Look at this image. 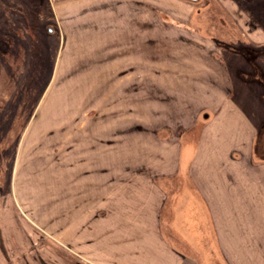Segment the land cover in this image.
Wrapping results in <instances>:
<instances>
[{"label": "rangeland", "instance_id": "1", "mask_svg": "<svg viewBox=\"0 0 264 264\" xmlns=\"http://www.w3.org/2000/svg\"><path fill=\"white\" fill-rule=\"evenodd\" d=\"M53 3L0 0V204L15 189L25 192L21 201H33L24 205L33 207L28 214L43 242L35 249L66 264H109L117 194L180 192L187 174H166L178 148L194 155L213 116L197 107L205 96L196 75L202 61L195 60V76L187 75L176 46L204 54L210 72L229 78L235 104L256 125L264 120V45L257 42L264 43V0H109V29L101 32L65 20L70 13L60 15ZM93 13L78 18L102 14ZM45 223L54 234L41 228ZM60 225L70 246L58 243Z\"/></svg>", "mask_w": 264, "mask_h": 264}, {"label": "crops", "instance_id": "2", "mask_svg": "<svg viewBox=\"0 0 264 264\" xmlns=\"http://www.w3.org/2000/svg\"><path fill=\"white\" fill-rule=\"evenodd\" d=\"M52 1L54 6L61 8L60 15L70 13L65 20L79 21L80 28L92 27L99 32L109 29V0ZM94 11L102 14L78 18L85 12L94 14ZM255 29L262 37L263 29ZM257 42L264 45L262 40ZM174 52L180 53V59L189 65V76H195L196 71L191 70L194 65H199L195 60L202 61L200 67L196 66L201 73L196 75L202 76L199 84L205 96L199 97L202 103L197 107H204L213 116L201 130L203 135L194 155L178 148L176 166L171 164L174 165L172 170V166L163 168L170 170L166 175L179 176V170L180 174H187L180 192L171 195L168 192L117 194L121 202L109 210L112 218L109 219V264H264V120L256 125L235 104L229 78L213 68L210 72V62L204 54L197 55L193 46H176ZM177 59L175 55L170 62ZM205 77L215 79L217 83H210ZM260 104L264 106V95ZM77 115L89 116L90 111L80 110ZM62 126L58 127L61 132L66 128V125ZM155 154L157 158L160 156L159 151ZM13 192L15 196L10 193L0 204V264H56L55 256L46 248L34 247L43 242L36 228L38 221L28 214L33 207L24 205L33 201L23 203L21 199L25 192L18 189ZM76 197L73 196V201L83 200L81 196ZM84 197L86 204L93 200ZM74 207L68 211L75 213ZM77 209L79 213L87 212L78 207V203ZM166 211L170 214L168 218ZM97 216L98 213L94 214ZM58 218L63 217L60 214ZM47 224H42L41 228L54 234ZM163 226L171 229L172 237L165 236ZM127 228L129 235L125 232ZM60 231L61 225L56 228L58 243L67 246ZM85 243L89 245L91 240ZM75 244L79 246L80 242ZM173 245L184 246L186 253ZM197 246H201L204 257L196 255ZM72 248L78 250L75 245ZM55 259L65 263L59 257Z\"/></svg>", "mask_w": 264, "mask_h": 264}, {"label": "water", "instance_id": "3", "mask_svg": "<svg viewBox=\"0 0 264 264\" xmlns=\"http://www.w3.org/2000/svg\"><path fill=\"white\" fill-rule=\"evenodd\" d=\"M191 1H197V0H191Z\"/></svg>", "mask_w": 264, "mask_h": 264}]
</instances>
